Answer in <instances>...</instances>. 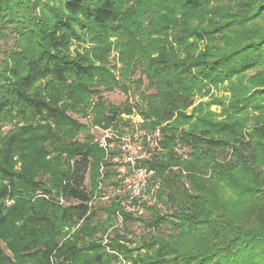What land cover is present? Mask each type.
<instances>
[{"label":"trees","instance_id":"16d2710c","mask_svg":"<svg viewBox=\"0 0 264 264\" xmlns=\"http://www.w3.org/2000/svg\"><path fill=\"white\" fill-rule=\"evenodd\" d=\"M11 34L0 264H264V0H0V51ZM133 85L135 102L104 96ZM134 114L161 132L141 162L153 203L92 132ZM104 184L121 191L97 207ZM119 221L152 232L136 243Z\"/></svg>","mask_w":264,"mask_h":264},{"label":"built area","instance_id":"2783aa9c","mask_svg":"<svg viewBox=\"0 0 264 264\" xmlns=\"http://www.w3.org/2000/svg\"><path fill=\"white\" fill-rule=\"evenodd\" d=\"M100 146L107 151V157L116 165L117 176L121 178L122 190L129 191L131 197H141L150 203L156 201V192L159 182H155L146 191L154 170L142 165L143 160L150 159L160 149L161 132L159 129L147 131H135L132 134L120 135L111 130H105L103 136L95 139ZM116 145L117 152L112 154L109 146ZM128 210L144 209L140 205L127 203Z\"/></svg>","mask_w":264,"mask_h":264},{"label":"rangeland","instance_id":"374dc122","mask_svg":"<svg viewBox=\"0 0 264 264\" xmlns=\"http://www.w3.org/2000/svg\"><path fill=\"white\" fill-rule=\"evenodd\" d=\"M14 41H15V37L13 34H11L8 38V40L2 41L1 43V51H0V58L3 57V53L2 50L5 51H9L11 48L14 47ZM110 60H111V64H118L117 63V53L113 52L110 55ZM119 65V64H118ZM141 73L138 72L134 78L137 79L139 77H141ZM143 81L144 84L141 87L142 91H146V92H151L152 89L151 88H147L148 85V80L143 77ZM134 85L132 86V91H130L129 94H125L123 91H121L119 88H115L113 90L110 91H105L104 92V96L107 98V100L109 102L115 103L117 105H120L122 103L125 102V100L127 98H129L132 102H135L139 99V93L137 90L133 89ZM214 93H218V91L214 90ZM212 109L217 110V106L213 105ZM132 117V122L128 123L127 125H122L121 129L123 132H118L117 134L120 135H125V134H132L135 131H141L138 128V126L141 123V117L138 114H134L131 116ZM83 121H85L84 118H82ZM8 127H6L5 129H7ZM92 132L95 134V138H100L101 136H103L104 132L103 130H101L100 128H93ZM110 147V152L111 151H117L116 150V145L113 146H109ZM118 191L121 190H115L113 187H111L110 185L104 184L102 187V194L101 196H99L95 202H96V206H100V205H106L109 204V202L111 201V199L119 194ZM116 226H118V228L122 231L125 232L126 234H128V236L133 239L136 243L139 242L141 240V237L150 234L152 231H149L148 228H146L145 225H143L140 222H118L116 224Z\"/></svg>","mask_w":264,"mask_h":264}]
</instances>
